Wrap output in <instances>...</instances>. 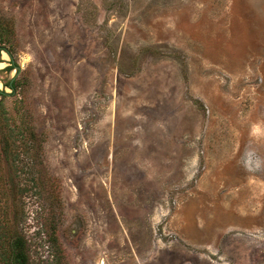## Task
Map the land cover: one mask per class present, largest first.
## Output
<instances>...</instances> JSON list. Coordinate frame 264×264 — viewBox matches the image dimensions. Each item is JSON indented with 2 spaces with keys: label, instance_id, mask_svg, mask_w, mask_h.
Returning a JSON list of instances; mask_svg holds the SVG:
<instances>
[{
  "label": "rangeland",
  "instance_id": "1",
  "mask_svg": "<svg viewBox=\"0 0 264 264\" xmlns=\"http://www.w3.org/2000/svg\"><path fill=\"white\" fill-rule=\"evenodd\" d=\"M0 31V264H264V0H0Z\"/></svg>",
  "mask_w": 264,
  "mask_h": 264
},
{
  "label": "flooded vegetation",
  "instance_id": "2",
  "mask_svg": "<svg viewBox=\"0 0 264 264\" xmlns=\"http://www.w3.org/2000/svg\"><path fill=\"white\" fill-rule=\"evenodd\" d=\"M4 49H7V48L0 45V53ZM9 60H10V63L5 64V66H4V67H6V72H9L10 70H12L13 67L20 70V66H18L13 55L9 58ZM18 87H19V74L12 76V78L10 80H8L5 83H2V85H0V127H2L3 129L6 127L7 122H6L5 116H4L2 99L4 96L7 95V93H10V92L16 93L18 90ZM8 135H9V133H7L5 136V139H7V140H8ZM2 138H4V136H2Z\"/></svg>",
  "mask_w": 264,
  "mask_h": 264
},
{
  "label": "trees",
  "instance_id": "3",
  "mask_svg": "<svg viewBox=\"0 0 264 264\" xmlns=\"http://www.w3.org/2000/svg\"><path fill=\"white\" fill-rule=\"evenodd\" d=\"M2 35L3 33L0 31V37H3ZM29 262L30 257L26 250V242L24 238L16 237L12 243L11 264H29Z\"/></svg>",
  "mask_w": 264,
  "mask_h": 264
}]
</instances>
